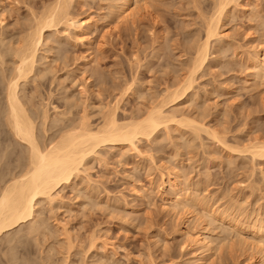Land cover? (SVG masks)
Listing matches in <instances>:
<instances>
[{"label": "rangeland", "instance_id": "rangeland-1", "mask_svg": "<svg viewBox=\"0 0 264 264\" xmlns=\"http://www.w3.org/2000/svg\"><path fill=\"white\" fill-rule=\"evenodd\" d=\"M121 1L0 0V129L9 130L5 82L48 14L17 88L39 144L111 117L137 120L157 105L199 125L169 121L134 149L98 144L51 202L39 196L31 219L0 234V264H196L204 253L202 264H260L264 156L251 145L264 142V0H221L217 33L195 69L220 0H129L127 16ZM73 17L86 23L82 34ZM190 72L185 92L166 96ZM11 135L3 153L13 154L0 153V164L12 155L19 168L27 149ZM170 179L189 195L183 208L169 200ZM201 230L209 253L193 240Z\"/></svg>", "mask_w": 264, "mask_h": 264}, {"label": "bare ground", "instance_id": "bare-ground-1", "mask_svg": "<svg viewBox=\"0 0 264 264\" xmlns=\"http://www.w3.org/2000/svg\"><path fill=\"white\" fill-rule=\"evenodd\" d=\"M121 2L122 4L120 6V12L123 14V16L133 13L130 9L132 6H130L129 0H122ZM217 5L218 6L214 13V15H216L214 19L210 18V20H208L205 28V39L200 44V46H198L197 52L194 56L192 62L194 69L205 61L207 55V42L210 37L216 35L217 33V22L219 21V16H221L225 8L221 0ZM50 13L52 14V12ZM48 15V19L46 17L45 19L52 22L53 19H51V16L53 18V15ZM47 20H44V23L41 21L43 24H40L39 26L37 25L38 28L36 32L27 37V44L24 45L23 48L21 47V50L19 48L20 51L17 57V64L15 65L14 71L12 74H10L5 82V124L9 130H6L4 126L0 129V153L2 154V158L4 157V154L5 156L13 154V150H10L11 148L9 149L11 152L8 150L6 153H3L5 152V150L3 151V147L6 149V146L3 145V141H5V138H7L8 134H12L11 136H14L21 143L25 144L27 155L25 161L21 162V164L19 163L21 165L19 168L17 163L19 161L15 162L13 158L11 159L10 156L12 155H10L8 157L9 159L7 160L10 163L12 162L11 164L8 162L9 165L15 163L13 164L14 166H8V163L3 164L4 161L6 162V160L0 164V166H6L7 164L8 167L6 168L9 169L8 173L6 168H0H4V170H2H6V172L9 174V178H7L8 176H4V173H1L3 177L0 176V183H3L2 185L0 184V234L13 226L31 219L33 217V207L39 196L45 197L48 199V201L50 200L49 202H51V200L54 198V193L57 191L56 189L60 188L61 185L63 186L64 183L68 184L74 177L78 175V173H80L86 154L92 152L98 144L104 142H108L112 145L124 143L131 145L133 147L131 148L134 149L136 148L134 143L137 139L141 137L147 138L149 134L154 132L159 126L164 127L169 121L178 123L181 121H187L189 125H199L196 120L191 118L180 117L177 119L175 113H170L169 115L167 113L165 114V112H163L160 107L161 105H157L155 108L150 109V111L144 117L141 116L142 118L139 117L140 119L137 118V120L134 119L133 121L126 123H117L116 120L111 117L107 120L106 124L102 128L95 131L83 129L84 127H80L79 129L75 128L74 130H70L62 134L58 140L53 143L39 144L34 132V126L28 116V113L26 112V109L23 106L22 101L20 100L21 98L18 95L17 88L19 79L25 78L32 69L37 46L40 43L43 35L42 29L45 25L51 23L49 21L45 22ZM69 20L70 24H76L78 34H82L86 26L84 20L78 17H73ZM15 55H17V53H15ZM260 62L263 63L264 68V57ZM192 79L193 78L191 77L190 72V76L188 78L179 81L175 88L168 89L166 96L171 97L173 100L177 95L184 93L185 90L191 85ZM196 128L198 127L196 126ZM215 135L212 134L213 137ZM251 147L253 149L252 152L254 156H264V142L260 141L253 143ZM136 150L137 149H135V151ZM2 158L0 157V161L6 159L7 157L3 159ZM14 159H16V157ZM14 167L18 170L15 171ZM2 170L0 171L3 172ZM4 177L7 179L4 180ZM174 182L171 180L170 187L174 191V194L172 198H169V200L173 206H176L177 208H183L186 206L185 204H187L186 201H189L188 198V200H186V196L189 195H182V193H185H181V189L178 191ZM190 201L192 202L193 200ZM203 234L204 233L202 230L199 231L193 240L196 244H199L200 247H203V251H211V243H209L210 241H208V239H206ZM262 235H264V232L260 234V236ZM262 239L259 238L257 241L255 240L256 242L254 245L258 250L257 253H259L258 257L260 264H264V241ZM204 254L203 256H205ZM202 257L198 256L196 260L199 262L195 261L197 262L196 264H202Z\"/></svg>", "mask_w": 264, "mask_h": 264}]
</instances>
